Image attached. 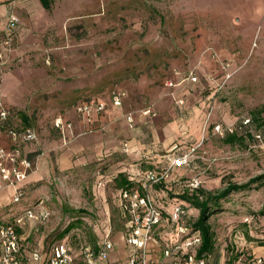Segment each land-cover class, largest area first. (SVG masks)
<instances>
[{
	"label": "rangeland",
	"instance_id": "374dc122",
	"mask_svg": "<svg viewBox=\"0 0 264 264\" xmlns=\"http://www.w3.org/2000/svg\"><path fill=\"white\" fill-rule=\"evenodd\" d=\"M23 3L16 8L20 60L9 71L7 105L15 125L38 135L25 153L48 157L49 165L39 180L24 186L20 204L10 205L8 191L0 193V221L19 218L30 248L46 250L71 223L75 226L61 241L93 246L109 220L120 224L111 179L119 172L160 169L167 156L187 155L189 162L171 169L165 182L153 188L164 211L184 183L195 180L217 191L264 174V0H55L50 10L34 8L30 0ZM213 54L229 63L226 72ZM173 69L181 76L192 69L202 87V93L192 92L193 99L182 97L181 107L175 99L182 86L174 96L164 86ZM115 89L125 93L120 113L135 119L130 129L148 142L155 139L154 155L160 160L154 164L124 151L125 138L90 161L73 152L70 137L64 142L54 130L57 117L81 120L75 102L88 97L108 101ZM244 118L250 126L240 129ZM216 125L234 129L236 138L227 141L228 132L218 134ZM107 127L97 125L93 131ZM166 132L168 140H163ZM68 150L72 167L62 170L57 160ZM39 202L48 218L24 219V211ZM262 207L264 186L228 198L209 220L215 257L264 264L259 260L264 257L259 246L264 217L255 216Z\"/></svg>",
	"mask_w": 264,
	"mask_h": 264
},
{
	"label": "built area",
	"instance_id": "2783aa9c",
	"mask_svg": "<svg viewBox=\"0 0 264 264\" xmlns=\"http://www.w3.org/2000/svg\"><path fill=\"white\" fill-rule=\"evenodd\" d=\"M18 22L15 15L10 14L7 19V30H11ZM12 50L11 42L6 33V38L0 49V60ZM212 58L219 62L224 72L227 71L229 63L219 61L216 54ZM172 77L167 79L164 86L170 91L169 95L174 96L178 84L176 79L181 76L176 69L172 71ZM230 77L229 74L226 76ZM185 87L188 84L197 83L196 73L189 69L181 76ZM125 93L120 90H113L108 95L109 104L113 107H121ZM177 106H184V99H175ZM107 102L97 98H87L76 102L73 106L74 112L83 119L90 120L94 112H104ZM149 111L146 112V114ZM126 119L131 126L132 116L127 115ZM250 119L241 120L240 129H247L250 126ZM54 127L66 140V131L71 128V123L57 117L53 121ZM245 127V128H243ZM214 130L223 135L224 132L233 133L234 129H222L216 125ZM38 142V135L31 127L17 126L14 124L13 113L10 108L0 103V193L8 191L10 205L20 204L24 199L23 187L27 178L37 169L38 159H30L25 154L27 145ZM124 151L127 144H123ZM187 155L178 158H165L166 167L157 172L153 169L144 172H131L128 179L136 182V187L121 189L118 192V206L125 214L124 241L127 248V257L123 261L111 262L110 253L114 250L112 239V228L110 221L101 228L100 241L95 247L82 243L72 246L68 241L55 243L49 250L30 248L27 237L19 233L21 228L20 219L14 217L11 221H0V264H153L149 259L155 248L158 247L161 259L157 264H206L205 258H198L197 251L201 246L202 239L199 232L186 225L188 215L187 209L181 203H174L168 211L157 204L153 198L151 187L165 182L169 177L168 173L177 166L188 164ZM99 187L104 185L102 180L98 181ZM198 181H191L186 184L187 188H197ZM168 214L167 219L164 214ZM23 218L29 221H45L49 212L39 202L37 206L28 208L23 213ZM168 222L176 225L177 242L174 245L164 241L159 243L154 234L166 228Z\"/></svg>",
	"mask_w": 264,
	"mask_h": 264
},
{
	"label": "crops",
	"instance_id": "0c3cea01",
	"mask_svg": "<svg viewBox=\"0 0 264 264\" xmlns=\"http://www.w3.org/2000/svg\"><path fill=\"white\" fill-rule=\"evenodd\" d=\"M26 0H0V49L2 48L3 42L6 38V33H8L12 50L7 53L2 60H0V103L5 105L6 107L10 108L7 105V102L10 101L9 97V91L11 89L10 87V68L11 66L15 65L18 60V56L20 55L19 52V45H20V37H19V25H20V19L17 16L16 8L18 6H23ZM33 3V7L40 6L42 7L39 0H30ZM29 3V2H28ZM43 8V7H42ZM44 9V8H43ZM8 14V15H7ZM10 14H13L17 17L18 22L17 24L11 28V30H7V19ZM180 82V84H179ZM176 83L178 86H182L179 90L180 94L178 95V98H182L185 96L187 100L193 99L191 98V95L195 92L202 93L201 91V84L195 83V84H188L185 87L182 80L179 81V78L176 79ZM177 86V87H178ZM193 92V93H192ZM100 100V99H99ZM103 102H107V108L104 112H94L92 116L90 117V120H86L81 118V120H78L76 122L68 121L71 123V128L66 131V138L70 137L71 141L74 142V153H79L81 155H85L86 158L94 159L98 155H102L105 151H108L111 148V144L114 140H117L118 138H125L122 140L121 144L128 139L129 145L127 143V146L129 148L126 151H129L131 154L135 153V156H139L138 159H142L143 162H147L148 164H152L155 159L160 160V158H157L158 155H154V152L157 151V148L155 146L156 142L155 139L152 142H148V140L145 139L143 134L136 133L134 129H130L132 125L134 126L135 119L132 116L133 124L130 126L126 116L128 114H125V116L120 113L121 107H113L109 104V101L100 100ZM185 105V103H184ZM107 126L108 127L101 131H93L94 126ZM103 129V128H102ZM168 131V129L166 128ZM165 135H168V132L165 133ZM162 139H167L161 136ZM64 141V139H62ZM151 141V140H150ZM65 142V141H64ZM125 144V143H124ZM158 147V146H157ZM26 156L30 159H38V166L37 169L30 174V176L26 180V184L32 183L36 180H39L42 176L43 169L47 168L49 165L48 157H42L25 153ZM137 154V155H136ZM42 155H45V153ZM47 155V154H46ZM71 156V152L65 151L59 154L57 164L59 168L67 169L71 168L72 164L69 160V157ZM157 161V162H158ZM155 162V161H154ZM154 164V163H153ZM47 170V169H46ZM135 172H142V169L139 168V170H135ZM116 195H118V191L115 192ZM193 210H190L192 212ZM194 212V211H193ZM196 212V211H195ZM106 225V224H105ZM112 239L114 242V250L109 255V260L111 262L116 261H123L127 257V248L124 241V234L121 230H116V232L112 235ZM100 241V238H98L97 243ZM96 243V245H97ZM94 246V245H93ZM215 253L208 257L207 264H227L225 261L227 260L226 257H215ZM258 257H253V259ZM262 258V259H261ZM259 260H264V257H261ZM149 259L152 261L153 264H157V262L161 259L160 257V251L157 248H155V251L152 252L151 257ZM229 260V258H228ZM258 260V261H259ZM241 257L238 258V260H233L232 264H240Z\"/></svg>",
	"mask_w": 264,
	"mask_h": 264
},
{
	"label": "trees",
	"instance_id": "16d2710c",
	"mask_svg": "<svg viewBox=\"0 0 264 264\" xmlns=\"http://www.w3.org/2000/svg\"><path fill=\"white\" fill-rule=\"evenodd\" d=\"M42 7L45 10H50L52 8V5L55 0H39ZM199 82V81H198ZM197 82V83H198ZM90 98V97H88ZM92 98V97H91ZM87 99V98H84ZM83 100V99H80ZM78 100V101H80ZM77 101V102H78ZM76 103V102H75ZM26 122V117L23 118ZM27 127V126H24ZM54 130L58 133L59 137L62 139V134L60 130L56 127H54ZM245 128V127H243ZM246 129V128H245ZM227 141L231 142L236 138V132L228 133L227 134ZM165 160V159H164ZM165 162V161H164ZM166 166V163L161 167L160 169H146V170H155L157 172H161ZM142 169V172L146 171ZM129 173L128 172H119L117 173L112 179L111 182L114 183V191L119 192L121 189L125 188H132L136 187V182H131L128 179ZM178 182V181H177ZM163 184L159 183L156 185H153L151 187V192L153 194V188L155 186H158ZM187 183H184V185L181 186L180 190L177 193H174L172 199H175V203H181L188 211V215L186 218V225L193 228L194 231L199 232L201 235L202 243L197 251V257L198 258H205L206 264L207 259L211 255L215 253V236L212 231L211 225L209 223L210 218L217 212L222 210L223 204L228 200V198L235 193L245 192L249 191L255 188H259L264 186V174L255 176L251 179H249L246 183H227L223 188L217 190V191H208L204 189L202 186H199L197 188L191 189L186 187ZM26 185V183H25ZM24 185V186H25ZM179 185L177 183H174V187H178ZM24 190V187H23ZM171 195V194H170ZM118 196V195H116ZM118 198V197H116ZM154 198V197H153ZM158 204V203H157ZM159 205V204H158ZM115 209L117 210V214L119 216L120 224L116 227L115 222L112 220L110 221L112 230H121L122 232L125 231V223L127 221V218L125 214L120 210L118 203L115 205ZM190 210L196 211V213L190 212ZM255 216L258 217H264V207H262L259 211L255 213ZM75 226L74 223H71L68 225L62 232H60L57 235V240L54 241L50 246L46 248V250H49L50 247H52L55 243L60 242L65 235L73 229ZM176 225L172 222H169V224L166 226V228L162 229L161 231H158L154 234L156 240L159 243H162L164 241L168 242L171 245H174L177 242L176 237ZM19 233H22V229H17ZM248 240H250V237L246 235ZM28 238V237H27ZM96 237L93 235V240ZM28 240V239H27ZM96 246V243L93 247ZM259 246L264 247V241H259ZM229 257V260L227 259V264L230 261L237 260V257H233V259Z\"/></svg>",
	"mask_w": 264,
	"mask_h": 264
}]
</instances>
